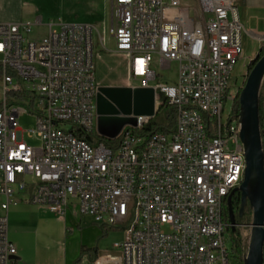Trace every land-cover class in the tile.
<instances>
[{
  "label": "built area",
  "instance_id": "obj_1",
  "mask_svg": "<svg viewBox=\"0 0 264 264\" xmlns=\"http://www.w3.org/2000/svg\"><path fill=\"white\" fill-rule=\"evenodd\" d=\"M110 17L130 86L152 87L155 110L161 96L174 106L173 131L142 135L150 118L139 116L115 147L79 137L98 138L96 28L57 20L30 37L40 21H0V264L16 253L11 206L25 201L62 214L71 199L96 223L123 226L113 251L91 264H231L222 213L245 168L234 138L239 117L233 106L225 112L242 87L231 86L244 31L236 1L111 0ZM173 63L175 80H158L155 68ZM28 113L36 125L23 130L19 117Z\"/></svg>",
  "mask_w": 264,
  "mask_h": 264
},
{
  "label": "crops",
  "instance_id": "obj_2",
  "mask_svg": "<svg viewBox=\"0 0 264 264\" xmlns=\"http://www.w3.org/2000/svg\"><path fill=\"white\" fill-rule=\"evenodd\" d=\"M7 1L10 4L12 0H0V7ZM235 1L244 27L241 56L246 53L241 58L245 66L264 47V0ZM18 7L20 12H31L35 21H42L41 3L37 0H18ZM107 8L110 10V0H94L92 10L99 20ZM101 47L103 50L94 55L97 85L130 86L127 57L116 51L115 43L108 49L103 40ZM7 218L8 239L16 249L15 258L9 264H91L98 254L112 252L113 243L123 237L122 231L118 239L113 233L118 229L98 224L92 216L81 214L76 199L69 201L62 214L24 201L11 206ZM102 233L105 234L101 237ZM82 248L86 252L81 253Z\"/></svg>",
  "mask_w": 264,
  "mask_h": 264
},
{
  "label": "water",
  "instance_id": "obj_3",
  "mask_svg": "<svg viewBox=\"0 0 264 264\" xmlns=\"http://www.w3.org/2000/svg\"><path fill=\"white\" fill-rule=\"evenodd\" d=\"M264 79V54L256 61L247 74L239 92L240 140L243 145L245 168L243 180L231 192H240L238 216L248 204L251 209L250 231L247 250L242 264H262L264 244V156L259 128L258 100ZM96 130L98 134L115 139L126 124L137 126V118H152L155 110V91L152 87L98 86L95 96ZM115 121V126H110ZM229 226L235 231V213L231 193L226 197ZM14 259V255L10 257Z\"/></svg>",
  "mask_w": 264,
  "mask_h": 264
},
{
  "label": "rangeland",
  "instance_id": "obj_4",
  "mask_svg": "<svg viewBox=\"0 0 264 264\" xmlns=\"http://www.w3.org/2000/svg\"><path fill=\"white\" fill-rule=\"evenodd\" d=\"M41 3V17L42 21L41 24H35L32 27V32L30 34V37H38L45 33L46 31V24H48L51 21H57L58 19L61 21L66 22H79V23H87L91 24L96 28V31L93 34V40H94V49H93V55H95L96 52L102 51L101 43L104 40V43L106 45V48H112L114 45L113 37L109 33V27L111 22L110 17V10H106V13L102 20H99L95 12L93 13L92 6L94 0H37ZM109 1V0H107ZM111 1V0H110ZM10 1H7L9 4ZM6 5L4 7H0V21L5 22H20L25 19H29L31 21H35V16L31 14L29 11H19L18 7V0H12L9 5ZM103 37L100 41V37ZM246 52H243V57ZM240 55L238 62L235 64L232 77H231V86L237 87V86H243L245 79L247 77L248 71H247V65H243V60ZM176 65L173 63L171 69L169 70H158L155 68V70L161 75L159 76L158 80L161 81H174L176 78ZM133 84H135V81H132ZM2 100V96L0 94V101ZM157 110L156 113L153 115L152 118H154L157 121H162L164 112L158 111V103L156 104ZM233 106V101L229 100L226 102L225 105V112H229ZM21 107L26 108L29 111V107L25 103H21ZM115 121H110V126H115ZM36 122H35V116L31 114H21L19 117V127L23 130L33 129L35 128ZM125 127H131L130 124H126ZM95 137H102L104 139H109L105 136H102L98 134L97 130L95 129L94 132ZM25 140L29 144L38 145L39 141L37 139L29 138L27 135L25 136ZM244 220H247L250 224L251 216H245L243 218ZM123 227V226H122ZM122 227L118 228V230H115L113 233L115 237L118 239L121 236V229ZM243 229V228H242ZM249 231L250 227L244 228L243 230L239 231V236L242 242V246L244 248H247L248 243V237H249ZM226 246L228 248L229 252V259L231 264H239L238 254L233 250L232 248V242L229 237V233L226 234Z\"/></svg>",
  "mask_w": 264,
  "mask_h": 264
},
{
  "label": "trees",
  "instance_id": "obj_5",
  "mask_svg": "<svg viewBox=\"0 0 264 264\" xmlns=\"http://www.w3.org/2000/svg\"><path fill=\"white\" fill-rule=\"evenodd\" d=\"M263 54H264V47H261L259 49L256 57L248 63V65H247L248 73L252 69V67L254 66L256 61ZM241 88L239 89L238 94L236 96H234V102H233L234 115H238V111H239L238 95H239ZM160 100H161V104L158 107V109H159L158 111L162 110L164 112L162 121H157L154 118H150L146 124H144L140 129L137 130L138 133H141L142 135H150L156 131H163L165 133H171L173 131L174 123H175V108L172 105H168L166 103V100L164 97L161 96ZM258 115H259L260 136H261V141H262V150H263V156H264V79L262 81V85H261L260 93H259ZM77 134L79 137L85 138L87 141H89L90 143H93V144L98 141V142H103L106 146L115 147L118 143V138L104 139L102 137H98L97 139H93L92 137L84 135L81 132H78ZM231 203H232V207H233V210L235 213L236 228H235V231L232 232L230 227H229L228 233H229L230 240L232 242V248L239 256L238 257L239 264H242L243 257L246 253L247 248H244L242 246V242H241V239L239 236L238 224L242 221V219L245 216H249L251 214V209H250L249 205L247 204L244 207L242 216L239 217L238 216V210L240 207V203L238 202L239 206H236V208L234 206V202L231 201ZM222 219L226 223L229 222L228 216H227V210H226V201H225L224 207H223ZM104 234L105 233H102L101 237L104 236ZM86 250L87 249L82 248L81 253L86 252ZM262 264H264V244H263V262H262Z\"/></svg>",
  "mask_w": 264,
  "mask_h": 264
},
{
  "label": "flooded vegetation",
  "instance_id": "obj_6",
  "mask_svg": "<svg viewBox=\"0 0 264 264\" xmlns=\"http://www.w3.org/2000/svg\"><path fill=\"white\" fill-rule=\"evenodd\" d=\"M230 193H231V201L234 202V206L236 208V206H239L238 202L240 203V198H241L240 192L238 190H236V191H233V192H230Z\"/></svg>",
  "mask_w": 264,
  "mask_h": 264
},
{
  "label": "bare ground",
  "instance_id": "obj_7",
  "mask_svg": "<svg viewBox=\"0 0 264 264\" xmlns=\"http://www.w3.org/2000/svg\"><path fill=\"white\" fill-rule=\"evenodd\" d=\"M239 132H240V128H234V138H240L239 136ZM242 181H239V185ZM244 226V222L241 221L239 224H238V229H242Z\"/></svg>",
  "mask_w": 264,
  "mask_h": 264
}]
</instances>
